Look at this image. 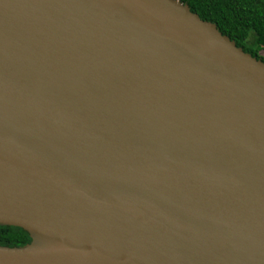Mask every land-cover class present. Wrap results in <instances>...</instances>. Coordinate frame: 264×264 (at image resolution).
I'll use <instances>...</instances> for the list:
<instances>
[{
  "label": "water",
  "instance_id": "obj_1",
  "mask_svg": "<svg viewBox=\"0 0 264 264\" xmlns=\"http://www.w3.org/2000/svg\"><path fill=\"white\" fill-rule=\"evenodd\" d=\"M0 264H264V62L180 0H0Z\"/></svg>",
  "mask_w": 264,
  "mask_h": 264
},
{
  "label": "trees",
  "instance_id": "obj_2",
  "mask_svg": "<svg viewBox=\"0 0 264 264\" xmlns=\"http://www.w3.org/2000/svg\"><path fill=\"white\" fill-rule=\"evenodd\" d=\"M199 18L215 24L236 46L264 62V0H180ZM28 234L17 226L0 225V245L21 246Z\"/></svg>",
  "mask_w": 264,
  "mask_h": 264
}]
</instances>
